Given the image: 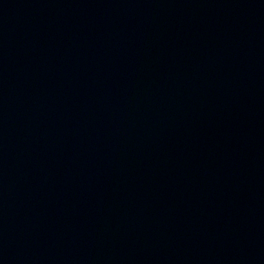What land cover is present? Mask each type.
<instances>
[{"label":"water","instance_id":"95a60500","mask_svg":"<svg viewBox=\"0 0 264 264\" xmlns=\"http://www.w3.org/2000/svg\"><path fill=\"white\" fill-rule=\"evenodd\" d=\"M0 264H264V189L0 47Z\"/></svg>","mask_w":264,"mask_h":264}]
</instances>
